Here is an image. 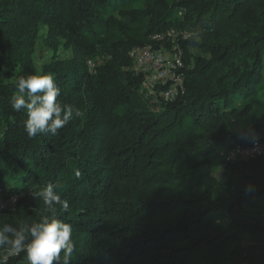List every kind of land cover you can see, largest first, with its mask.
Returning <instances> with one entry per match:
<instances>
[{"label": "trees", "instance_id": "1", "mask_svg": "<svg viewBox=\"0 0 264 264\" xmlns=\"http://www.w3.org/2000/svg\"><path fill=\"white\" fill-rule=\"evenodd\" d=\"M171 29L193 33L180 41L186 89L153 104L129 51ZM42 35L54 55L38 68ZM34 73L83 112L55 135L29 138L26 111L11 108L14 81ZM256 140L264 0H0V199L18 195L0 227L43 215L70 224L69 264H264V154L229 161ZM49 184L67 211L33 198Z\"/></svg>", "mask_w": 264, "mask_h": 264}, {"label": "clouds", "instance_id": "2", "mask_svg": "<svg viewBox=\"0 0 264 264\" xmlns=\"http://www.w3.org/2000/svg\"><path fill=\"white\" fill-rule=\"evenodd\" d=\"M16 92L10 98L11 108L20 112L24 109L27 119L24 130L29 138L38 134L57 131L83 112L71 105L57 101L60 89L51 75L34 73L14 81ZM251 189H249L250 191ZM34 199L42 200L49 213L67 211L69 203L59 195L51 184L32 193ZM0 249L8 257L25 255V264H69L75 252L72 226L55 216L43 215L38 221L24 222L19 227L5 223L0 227Z\"/></svg>", "mask_w": 264, "mask_h": 264}, {"label": "built area", "instance_id": "3", "mask_svg": "<svg viewBox=\"0 0 264 264\" xmlns=\"http://www.w3.org/2000/svg\"><path fill=\"white\" fill-rule=\"evenodd\" d=\"M192 36L191 32L171 29L151 35L148 44L134 47L129 51L133 62L130 69L136 75H142L139 92L145 98L151 99L153 104H157L162 99L171 101L185 93L186 74L183 71L185 52L180 41L188 40ZM88 64L90 70L95 71V61L90 60ZM263 154L264 141L256 140L249 147L234 149L229 156V161L256 158ZM17 200L18 195L1 198L0 213L5 210H14Z\"/></svg>", "mask_w": 264, "mask_h": 264}, {"label": "rangeland", "instance_id": "4", "mask_svg": "<svg viewBox=\"0 0 264 264\" xmlns=\"http://www.w3.org/2000/svg\"><path fill=\"white\" fill-rule=\"evenodd\" d=\"M193 50V49H192ZM69 53L61 48L59 50V55L60 56H67ZM53 51L50 50L45 44H44V35L40 36L37 41L36 45V52H35V62L38 68H42L44 64L50 63L53 58ZM12 78V73L7 70L5 74V79L9 80ZM226 169L224 167L220 168L219 171L217 172V177L219 179H224L225 177V171ZM8 256L6 252L3 254L2 259H0V264L2 263L3 259H6ZM21 264H25V259L21 262Z\"/></svg>", "mask_w": 264, "mask_h": 264}]
</instances>
